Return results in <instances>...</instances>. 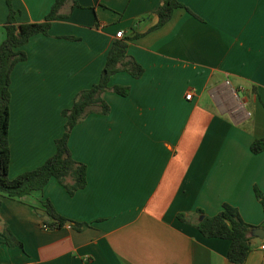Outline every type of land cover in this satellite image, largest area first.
<instances>
[{"label": "crops", "instance_id": "1", "mask_svg": "<svg viewBox=\"0 0 264 264\" xmlns=\"http://www.w3.org/2000/svg\"><path fill=\"white\" fill-rule=\"evenodd\" d=\"M52 1L10 0L15 22L41 21ZM159 1L75 0L22 46L25 59L9 75L8 178L53 153L60 110L97 81L112 40L128 37L125 53L142 73L112 74L108 85L127 86L126 95L103 92L106 114L70 129L82 188L68 195L50 178L39 191L2 196L0 229L21 246L0 238V264H232L228 240L203 237L176 214L193 222L228 203L246 223L264 225L252 192L264 197V149H248L264 136V0H177L183 7L151 28ZM6 12L0 0V41ZM43 199L86 225L43 228ZM249 242L243 264H261L264 237Z\"/></svg>", "mask_w": 264, "mask_h": 264}, {"label": "trees", "instance_id": "2", "mask_svg": "<svg viewBox=\"0 0 264 264\" xmlns=\"http://www.w3.org/2000/svg\"><path fill=\"white\" fill-rule=\"evenodd\" d=\"M6 5V17L3 23L4 36L0 41V204L3 197L18 198L32 191H39L50 178H54L71 195L74 191L82 188L85 184V165L74 160L67 147V137L72 126L89 113L106 114L108 106L102 98V93L112 91L121 96L126 95L128 87L125 85H108L109 77L124 71L133 78L142 73L141 66L125 53L126 40L128 37H120L110 43L103 66L99 72L98 79L90 86L77 91L68 107L60 110L63 117V130L59 137L53 140L54 151L44 161L33 169L19 173L13 178L7 177L9 161V150L7 142L8 102H9V75L12 67L18 61L25 59L22 46L28 38L34 34H47L50 22L57 18L66 16L60 10L64 5L68 9L77 7L75 0H53L47 13L41 21L16 23L14 10L11 8L10 0H4ZM176 7H183L177 0H160L153 13L156 17L151 28L158 27L167 21L171 12ZM138 34H133L136 37ZM64 38L76 40V37L63 36ZM248 149L257 153L264 149V136L253 139ZM252 192L261 207L264 219V197L261 191L252 186ZM42 219L45 228H56L71 223L74 229L86 225L84 222H75L54 212L49 201H41ZM197 214L201 210L196 209ZM176 218L180 221L191 223L203 237H214L228 240L225 257L232 264H243L250 251L249 231L255 226L246 223L240 217L237 209L228 204L221 203L218 211L211 216H202L200 220L189 222L182 214L177 213ZM2 243L7 246L20 247L21 244L9 232L6 226L0 229ZM264 264V261L261 263Z\"/></svg>", "mask_w": 264, "mask_h": 264}, {"label": "water", "instance_id": "3", "mask_svg": "<svg viewBox=\"0 0 264 264\" xmlns=\"http://www.w3.org/2000/svg\"><path fill=\"white\" fill-rule=\"evenodd\" d=\"M44 219H46V216H43ZM201 218V217H200ZM250 236L262 238L264 237V225L261 227L253 228L249 231Z\"/></svg>", "mask_w": 264, "mask_h": 264}, {"label": "built area", "instance_id": "4", "mask_svg": "<svg viewBox=\"0 0 264 264\" xmlns=\"http://www.w3.org/2000/svg\"><path fill=\"white\" fill-rule=\"evenodd\" d=\"M122 36V32L119 30V31H116L115 32V37H120ZM190 96V92H187L185 95H184V98L188 99ZM42 227L45 228V226L42 224ZM260 250L264 251V244H260L259 246Z\"/></svg>", "mask_w": 264, "mask_h": 264}]
</instances>
